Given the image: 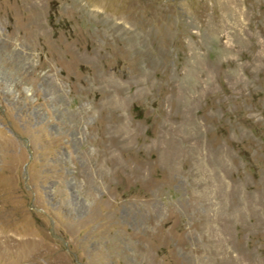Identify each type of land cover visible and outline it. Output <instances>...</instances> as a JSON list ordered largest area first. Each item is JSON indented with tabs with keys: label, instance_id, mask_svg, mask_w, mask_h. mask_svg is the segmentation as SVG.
Masks as SVG:
<instances>
[{
	"label": "rangeland",
	"instance_id": "obj_1",
	"mask_svg": "<svg viewBox=\"0 0 264 264\" xmlns=\"http://www.w3.org/2000/svg\"><path fill=\"white\" fill-rule=\"evenodd\" d=\"M0 264H264V0H0Z\"/></svg>",
	"mask_w": 264,
	"mask_h": 264
}]
</instances>
